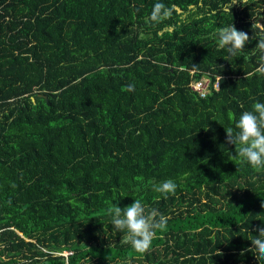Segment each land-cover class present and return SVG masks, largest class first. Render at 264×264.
Masks as SVG:
<instances>
[{
  "label": "trees",
  "instance_id": "trees-1",
  "mask_svg": "<svg viewBox=\"0 0 264 264\" xmlns=\"http://www.w3.org/2000/svg\"><path fill=\"white\" fill-rule=\"evenodd\" d=\"M227 3L0 0V264H260L264 170L231 160L225 128L264 103V53L212 34L259 35L264 0ZM168 179L174 195L154 191ZM135 199L167 217L142 254L108 211Z\"/></svg>",
  "mask_w": 264,
  "mask_h": 264
},
{
  "label": "clouds",
  "instance_id": "clouds-1",
  "mask_svg": "<svg viewBox=\"0 0 264 264\" xmlns=\"http://www.w3.org/2000/svg\"><path fill=\"white\" fill-rule=\"evenodd\" d=\"M247 4L248 0H228L223 10L232 14L231 10L234 6ZM170 11L163 3L157 2L148 20L152 23H160L169 17ZM254 27L256 22L253 23L252 29ZM119 31L120 29L117 28V32ZM254 37L258 41L256 49L264 53V28L259 35L253 32L250 37L247 32L238 30L233 23L218 27L212 34L218 48L226 50L231 57H238ZM140 38H143V34ZM134 89L135 85L130 84L125 86L124 90L134 91ZM232 117L233 113L229 112V118ZM225 131L226 144L235 146V154H232L231 160L237 165L247 163L258 172L264 170V103L256 102L251 111L242 112L236 122L235 130L228 127ZM153 189L166 197L168 194H175L177 184L172 179H168L159 184L154 183ZM261 206L264 207V203ZM108 211L113 227L123 233L120 244L130 245L137 253H146L151 247L156 230H164L167 227V217L156 209L146 212L145 206L139 199H135L133 204L124 208L114 204ZM256 231L258 235L250 239L253 247L248 251H252L260 264H264V224L258 226ZM216 255H223V253L218 251Z\"/></svg>",
  "mask_w": 264,
  "mask_h": 264
},
{
  "label": "built area",
  "instance_id": "built-area-1",
  "mask_svg": "<svg viewBox=\"0 0 264 264\" xmlns=\"http://www.w3.org/2000/svg\"><path fill=\"white\" fill-rule=\"evenodd\" d=\"M261 27V25H259ZM220 76H216L215 80H212L210 73H204L200 78H195L190 82L192 90L196 91L201 97L206 96L211 89H217L219 86Z\"/></svg>",
  "mask_w": 264,
  "mask_h": 264
},
{
  "label": "rangeland",
  "instance_id": "rangeland-1",
  "mask_svg": "<svg viewBox=\"0 0 264 264\" xmlns=\"http://www.w3.org/2000/svg\"><path fill=\"white\" fill-rule=\"evenodd\" d=\"M258 25H261V23L258 22ZM66 254V253H65Z\"/></svg>",
  "mask_w": 264,
  "mask_h": 264
}]
</instances>
